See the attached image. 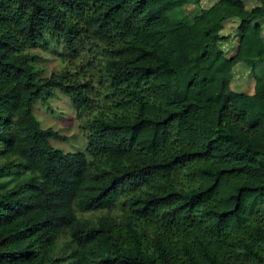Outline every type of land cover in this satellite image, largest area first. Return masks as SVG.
Returning <instances> with one entry per match:
<instances>
[{"label":"trees","instance_id":"1","mask_svg":"<svg viewBox=\"0 0 264 264\" xmlns=\"http://www.w3.org/2000/svg\"><path fill=\"white\" fill-rule=\"evenodd\" d=\"M256 1L171 20L199 0H0V264H264ZM60 46L82 63L43 76L29 50ZM238 62L251 94L230 86ZM54 90L87 119L88 155L54 148L65 137L36 119Z\"/></svg>","mask_w":264,"mask_h":264},{"label":"rangeland","instance_id":"2","mask_svg":"<svg viewBox=\"0 0 264 264\" xmlns=\"http://www.w3.org/2000/svg\"><path fill=\"white\" fill-rule=\"evenodd\" d=\"M246 8L250 9L256 4V0H244ZM216 0H199V3L190 2L180 10L169 14L171 20H187L199 12L200 9L209 8ZM239 20L231 18L227 20L220 35L227 39L219 43L220 48L226 56L236 52L239 33L237 25ZM264 36V25H263ZM29 52L37 54L40 58L37 67L42 70L43 76H50L54 72L69 69L74 72L82 62L79 60L65 61L61 56L63 47H51L50 50L30 49ZM255 84V78L249 66L238 62L232 71L230 86L234 91L250 92ZM33 113L42 128H51L59 132L62 139H50L51 145L63 152H82L88 155V130L84 128L87 119L77 118V112L69 97L59 90H54L52 96L39 99L35 102ZM100 213H85L84 216L95 218Z\"/></svg>","mask_w":264,"mask_h":264},{"label":"crops","instance_id":"3","mask_svg":"<svg viewBox=\"0 0 264 264\" xmlns=\"http://www.w3.org/2000/svg\"><path fill=\"white\" fill-rule=\"evenodd\" d=\"M244 4H245V8H246V3H244ZM256 4H258V3L256 2ZM256 4H255V5H256ZM255 5H254V6H255ZM251 8H252V7H251ZM251 8H250V9H251ZM246 9H247V8H246ZM247 10H249V9H247ZM253 89H254V86H253ZM253 89H252L250 92H248V93L251 94V93L253 92ZM237 92H238V91H237Z\"/></svg>","mask_w":264,"mask_h":264}]
</instances>
